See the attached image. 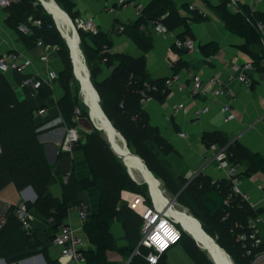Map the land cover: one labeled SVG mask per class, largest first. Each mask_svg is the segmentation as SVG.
Wrapping results in <instances>:
<instances>
[{"label":"trees","instance_id":"obj_1","mask_svg":"<svg viewBox=\"0 0 264 264\" xmlns=\"http://www.w3.org/2000/svg\"><path fill=\"white\" fill-rule=\"evenodd\" d=\"M55 1L72 19L76 17L73 1ZM212 7L225 27L243 39L239 45L240 50L250 57L254 67L264 71V65L261 64L264 54L260 45L262 32L257 27L258 22L264 21V11L253 10L242 2L239 3L237 10H232L228 0H220ZM183 8L187 12L185 15L177 10L173 0H151L148 6L142 8L134 23L125 26L127 35L142 49L143 53L140 56L134 57L128 53L111 54L108 50L112 42L106 33L100 31L92 33L78 28L80 48L91 82L99 94L103 112L124 137L128 149L143 159L147 168L161 181L165 191L176 194L178 200L180 197L184 198L180 203L193 214L201 223L203 230L215 239L235 264H249V259L243 255L236 235L247 229V219L253 214L260 213L259 210H254L248 201L239 198L234 200L232 205L225 206L223 200L228 185L212 183L205 177L198 176L183 188L185 179L170 176L167 169L168 161L161 155L163 152L172 151V147L160 135L157 127L149 124L148 115L142 107V92L161 101L169 89L164 83L168 77L152 79L146 69L144 55L151 47L152 40L141 30V26L151 19L161 18L168 31L175 32L176 39L193 40L195 36L192 23H200L208 16L197 9L189 8V5H184ZM3 10L7 13L6 24L16 31L27 49L35 47L38 40L45 44H58L57 55L61 68L57 71V81L63 89V94L58 98L56 106L63 125L67 128L76 127L80 120L87 118V109H83L79 116L74 112L75 108L79 110L81 100L78 90L74 93L71 89L72 81L75 79L71 72L68 48L51 15L44 11L38 0H17ZM19 25L26 26L28 31H21ZM257 44L260 45V51L253 50V46ZM198 46L205 58L214 55L218 50L215 41L199 43ZM171 48L179 56V60L172 63V73L176 74L181 69L188 68L186 58L188 51L184 47H176L174 43ZM104 67L110 68L111 71L104 79L99 80L98 72ZM145 84L154 85L156 88L147 91L149 88ZM43 90L47 91L48 88L42 83L34 95ZM35 109L37 108L32 107L28 100L18 96L16 88L3 72H0V166L6 169L17 190L27 186L33 189L36 200L33 203L25 201L26 206L31 214L33 212L36 216L39 215L46 225L45 229L34 227L35 220H32L31 230L26 232L11 212L6 224L0 229V258L9 263L23 259L32 250L31 255L42 253L47 264H61L57 258L49 254V246L52 244L57 226L66 222L72 207L81 206L82 191L95 186L98 192V207L95 211L86 210V219L83 223V232L88 244L92 246L83 250L85 264H108L107 252L115 248L114 235L111 231L114 222L124 226L128 244L120 251L129 259L126 264H149L144 257L148 253L147 248L141 246L139 254L133 253L140 238V231L138 234L136 221L131 218L120 197L122 190L140 193L149 205L147 185L137 184L129 177L121 159L113 154L101 132L94 127L90 128L88 133H83L85 135L83 141L80 137L71 146L73 148L74 144H79L84 149L90 176H76L70 173L62 182H56L54 164L49 162L44 145L38 140L37 129L40 123L34 114ZM202 140L207 146L210 144L226 146L229 161L246 165L243 171L245 175H249L253 170L264 169V160L259 153L250 154L240 143L229 142L221 131L205 134ZM68 154L66 150H59L56 156L59 159ZM194 192L196 198L192 196ZM202 207L207 213L218 216L216 219L213 218L215 222H209L203 214ZM190 240L193 241L181 230L179 242L186 245L196 263L213 264L205 254H201L199 247L197 249L191 244ZM188 244L192 249L188 248ZM236 247L238 250L235 253Z\"/></svg>","mask_w":264,"mask_h":264},{"label":"crops","instance_id":"obj_2","mask_svg":"<svg viewBox=\"0 0 264 264\" xmlns=\"http://www.w3.org/2000/svg\"><path fill=\"white\" fill-rule=\"evenodd\" d=\"M71 1L75 5L73 8L76 14L75 18H91L97 30L108 35L112 42V46L108 50L109 53H128L134 57L143 53L142 49L125 31V26L133 24L139 16L136 8L130 5H118L116 0ZM139 1L142 7L148 6L151 2V0ZM173 2L182 15L187 14L183 6L192 5L191 8L197 9L208 18L200 23L193 22L191 25L195 36L193 41L196 49L186 55L189 63L188 68L181 69L176 73L179 78L168 88L169 91L163 100L160 101L153 97L142 103V107L148 115L149 124L157 127L160 135L172 147V151L161 153L164 156L163 159L165 158L168 161L167 169L170 176L175 179L183 177L185 179L183 188L198 176L205 177L210 181L215 180L225 186L227 185L225 172L219 167V161L216 158L218 145L210 144L207 146L202 137L205 134L221 131L229 142L240 143L250 154L259 153L264 160V71L257 69L252 63L251 67H244L246 77L250 80L249 85L235 77L228 78L226 66L230 62H251V59L239 48L243 39L230 32L219 15L213 10L212 6L219 3L220 0H173ZM242 3L248 5L251 3L253 10L264 11V0H243ZM6 16V11L0 8V53L9 52L10 50L22 52L32 56L33 66L38 70L45 72L54 69L57 72L61 68V62L54 46L45 49L43 46L36 44L32 49H27L16 31L6 24ZM141 30L152 40L151 47L144 55L146 69L150 77L159 79L172 76V63L179 60L178 54L171 48L174 43L175 32L169 31L162 34L150 22L142 25ZM262 32L264 34V30ZM209 41L217 42L218 50L214 55L205 58L198 45ZM253 50L260 51V45L253 46ZM44 56L45 59L42 58ZM261 64L264 65V59H262ZM110 71V68L104 67L98 72V79H104ZM3 74L16 88L18 96L28 100L32 107L37 108L34 110V114L39 108L45 109V114H36L40 123L37 129L38 140L44 145V150L45 145L49 147L51 153L65 150L62 143L66 127L62 123V118L56 106L58 98L63 94V89L57 79L49 84L47 82L43 83L48 90H43L38 95L32 96L30 87L21 88L18 86L20 79L18 71L12 69ZM194 74H199L204 82H207L214 74L219 76L222 85L227 90V96L234 112L233 119H224L219 108V102L224 101L225 98L220 97L219 100L213 98L210 87H208L205 94H192L190 86ZM180 103H182V107L175 111V106ZM205 106L208 109L196 116L195 111L201 110ZM81 124L84 126V123L80 120L76 129L79 138L81 137L80 139L83 141L85 135L82 133ZM179 132H184L186 135L181 137ZM66 151L69 153L68 156L59 159L56 156L55 161H49L54 164L56 182H62L64 176L70 173L76 176H90L84 149L81 145L74 144L73 148ZM237 164L239 165L238 173L240 174L239 188L241 192L246 193L248 202L257 206L261 221L257 223L256 228L259 234L264 237V169L253 170L249 175H245L243 171L246 169V165ZM134 174L137 175L136 170H134ZM25 188L17 190L6 169L0 166V205L3 202L16 203L20 200L33 203L36 200L35 192L32 189L33 195L31 191ZM122 194L125 199L131 200L132 205H140L141 197L139 195L125 190ZM163 194H160V199ZM175 196L177 195L175 194ZM132 197H138V200H134ZM80 198L82 199L81 207L83 209L87 211L97 210L98 192L95 186L82 191ZM153 200L155 199L153 198ZM176 206L182 207L178 202ZM79 207H72L66 220V222L76 227L79 226ZM32 215L33 220H35L33 226L45 229L46 225L38 217L39 215L36 216L33 212ZM115 225L116 222L111 226L115 248L107 252L108 264H126L128 259L120 250L127 246V238L121 226ZM193 242L199 247L194 240ZM182 244L183 246L177 242L168 249L161 257L159 264H197L189 254L186 245ZM88 247L92 248L89 244ZM188 248L192 249L190 244H188ZM59 252L60 248L58 246L53 244L49 246L51 257L58 258ZM38 254L42 256L44 262L42 264H47L42 253L33 254L32 262L27 264H36L38 260L34 258ZM21 261L22 259H18L12 263L22 264ZM9 263L6 262V264Z\"/></svg>","mask_w":264,"mask_h":264},{"label":"built area","instance_id":"obj_3","mask_svg":"<svg viewBox=\"0 0 264 264\" xmlns=\"http://www.w3.org/2000/svg\"><path fill=\"white\" fill-rule=\"evenodd\" d=\"M17 0H0V8L5 9L11 3ZM243 0H228L230 9L237 10L239 3ZM118 5L126 6L130 5L136 8L138 13H141L142 5L139 0H116ZM251 7V3H249ZM192 5H189L191 8ZM154 28L162 33H168L167 27L161 22V18L151 19L149 21ZM39 23V22H38ZM74 23L78 28H81L87 32L96 33L98 30L95 23L91 18H74ZM258 29L262 32L264 30V21L257 23ZM19 29L23 32H27L28 28L24 25H19ZM37 45L43 46L45 49L52 48L51 45L43 43L38 40ZM174 44L176 47H184L187 51L193 52L196 49L194 41L190 38H186L184 41L179 39H174ZM260 45L262 53L264 54V34L260 38ZM45 59V56L42 57ZM172 59V57H171ZM250 61H245L243 63H238L236 61L230 62L226 66L228 71V78L231 79L235 77L239 81L250 84L249 78L246 77L244 72V67H251ZM16 70L20 74V79L18 86L23 88L28 86L31 88V94L34 95L38 92L39 87L42 83H51L53 80L57 79V72L54 69L46 70L42 72L38 70L32 63V56L26 55L22 52H16L15 50H10L9 52L0 53V72H6L8 70ZM179 76L173 74L165 79L164 83L167 88L178 80ZM149 90H154L156 87L154 85L145 84ZM208 87L211 89V94L213 98L220 99L224 97V101H220V111L222 112L225 120H231L234 118V112L231 108L229 98L227 96V90L222 85V81L217 74L212 75L207 82L201 79L199 74H194L192 76V84L190 90L192 94H205L208 91ZM141 103H145L153 98L150 94L142 92ZM218 99V100H219ZM182 107V103L175 106V111ZM208 109L205 106L201 110L195 111V115L198 116L200 112H204ZM75 114L77 115L79 110L75 108ZM37 115L45 114L44 108H39L36 110ZM181 137L186 134L184 132H179ZM79 139L76 127L65 128V135L63 138L62 147L65 150H70L74 142ZM216 158L219 161V167L223 169L226 176V181L228 185V190L225 194L223 203L225 206H230L234 203L237 198L248 201L246 193L241 192L240 186V176L238 175L239 166L237 163L229 161L226 154V146L217 148ZM67 176H64V180ZM212 183H216L215 180ZM123 192V191H122ZM121 192V194H122ZM120 194V195H121ZM136 194V193H134ZM121 199L127 201V204L132 209L139 212L141 223H140V238L136 248L133 253H140L139 248L141 246L148 249V253L144 255L145 260L149 264H157L160 258L170 249L173 245L179 242L181 238L182 226L180 223L176 222L172 215L167 214L166 211L162 210L156 204V202L151 197V203L145 204L144 198L141 197L140 205L134 206L131 204V200L125 199L123 194ZM249 203V202H248ZM250 206L256 210L257 206L249 203ZM176 203L174 204V206ZM13 213L15 217L19 220L22 229L29 232L31 230V222L33 220V215L28 210L25 200H20L16 203L3 202L0 205V229L4 227L8 220L10 213ZM78 218L79 226H73L69 222L61 223L57 226L56 232L52 239V244L60 248L58 255V261L61 264H85V258L83 256V250L87 248L88 241L83 232V223L86 219V210L83 207L78 208ZM261 221L260 213L253 214V216L247 219V229L241 231L236 235V240L239 242V246L243 252V255L249 259V264H264V237H262L257 230V223Z\"/></svg>","mask_w":264,"mask_h":264},{"label":"bare ground","instance_id":"obj_4","mask_svg":"<svg viewBox=\"0 0 264 264\" xmlns=\"http://www.w3.org/2000/svg\"><path fill=\"white\" fill-rule=\"evenodd\" d=\"M43 3L46 6V8L50 11V13H52L54 15L58 27L61 29L62 33L64 34L65 39L68 41V43L71 47V50H72L73 56H74L76 72H77V74H78V76L82 82L84 89H85L84 94L86 92L87 100H88V97H90V104H91V109H92V114H91L92 117L91 118H92L94 124L104 126L111 134H113V132L109 128L104 116L101 114L99 108L97 107V105L95 104V102L93 100V97H92L93 91L91 90L90 84L87 81V74H86V70H85L84 65H83L84 61L82 59V56H81V53L79 51L78 46H76V34H75V31L73 30V28L71 27L69 19L66 17V15L60 9H58L55 6V4L52 0H43ZM79 47H80V45H79ZM85 63H86V61H85ZM88 72H89V70H88ZM89 80L91 82L90 73H89ZM91 84L93 85L92 82H91ZM81 103H82V101H81ZM98 103L101 107L100 99H99ZM84 106L87 109V111H86L87 115H88L87 118H89L90 122L92 123V121L89 117V114H88V107L86 105H84ZM101 109H102V107H101ZM101 134L105 138V134L102 131H101ZM121 142L122 141L120 140V137L117 134L114 135L113 147L115 148L116 152H118L121 156H123L125 158V161L128 164L134 166L133 172H134V170H136L138 177L143 178L142 176H144L149 181L151 195L155 199L156 204H158V206L160 208H162V210L166 211L167 214L172 215L176 222L180 223L181 226L185 230L189 231L192 234V236H194V238L196 240V244L206 254L207 257H209L210 259L215 258L216 261L219 262L220 264H229L230 262H229L228 257L225 255V253H223V251L218 246L215 245V243H214V242H216L215 239L212 241L210 238L211 236L209 237L206 235L205 232H203V230L201 229L199 224L194 220L192 214L185 207H177L176 205L174 206L175 203H174L173 199H171L173 206L162 204V202L160 200V194H163V192H164L162 185L160 186L156 180H154L152 177H150L149 173L145 170V168L142 166L140 161L134 155L129 153L123 147ZM130 151H131V149H130ZM131 152L133 153V151H131ZM132 198L134 200H138L137 199L138 197H132ZM170 206H172V207H170ZM232 262H233V260H232Z\"/></svg>","mask_w":264,"mask_h":264},{"label":"water","instance_id":"obj_5","mask_svg":"<svg viewBox=\"0 0 264 264\" xmlns=\"http://www.w3.org/2000/svg\"><path fill=\"white\" fill-rule=\"evenodd\" d=\"M38 1H39L40 4L43 6V8L47 11V13L51 15V17H52V19H53V21H54L55 27L57 28V30H58L60 36H61V37L63 38V40L65 41V44H66V46H67V48H68V54H69L70 62H71V72H72V76H73V78H74L76 81L79 82L78 96H79L80 100L82 101V103L88 107V114H89V117H90V119H91V121H92V126H93L96 130H98V131H100V132L102 131V132L105 134V138H106L105 140L107 141L110 150L113 152L114 155H116L117 157H119V158L121 159L122 163L124 164V166H125V168H126V171H127V174L129 175V177H130L135 183H137V184L145 183V184L147 185L148 195H149L150 197H152V195H151V190H150V184H149V181H148L144 176H142L143 178L138 179V176L135 175L134 172H133V168H134V166L128 164V163L125 161V158H124L123 156H121L118 152H116L115 148L113 147V144H114V143H113V142H114V135L117 134V135L120 137V140L122 141L121 143H122L123 147H124L129 153H131L132 155H134V156L140 161V163L142 164V166H143V167L145 168V170L149 173L150 177H152L154 180H156L157 183L160 185L161 181H160L157 177H155L154 174H153V173L147 168V166L145 165L143 159H142L138 154L132 153V152L128 149L124 137L119 133V131H117V130L115 129V127L112 125V123L110 122V120L107 118V116L104 114L103 110L101 109V107H100V105H99V103H98V101H99V99H100V98H99V94H98L97 90L94 88V86L91 84V82H90V80H89V72H88V67H87V65H86V63H85V57H84V54H83V52H82V49L79 47V45H80V37H79V33H78V27L74 24V21H73V19L70 17V15H69V14H68L63 8H61V6H60L55 0H52V1L54 2L55 6H56L58 9H60V10L66 15V17L69 19L70 24H71V27H72L73 30L75 31V34H76V46H78L79 51H80L81 56H82V59H83V61H84L83 65H84V68H85V70H86L87 81H88V83L90 84V88H91V90L93 91V92H92V94H93V96H92V97H93V100H94L95 104L97 105V107L99 108L101 114L104 116V118H105V120H106V122H107L109 128L112 130L113 134H111V133H110V132H109L104 126L94 124V122H93V120H92V118H91V117H92V116H91V114H92V109H91V104H90V97H88V100H87V98H86V96H87V95H86V92H85V94H84L85 89H84V87H83V85H82V82H81V80H80V78H79L77 72H76L74 56H73V52H72V50H71V47H70L68 41L65 39L64 34L62 33L61 29L58 27L54 15H53L52 13H50V11L46 8V6H45L44 3H43V0H38ZM92 97H91V98H92ZM55 151H56V150H55V148H54V152H55ZM45 154H46V156H47V158H48L49 161H55L57 153H51L50 150H49V147H48L47 145H45ZM25 189H28V190L31 191V193L34 195V193H33V191H32V188H31L30 186H27ZM198 222H199V221H198ZM199 225H200L201 229L203 230V228H202L200 222H199ZM182 231H184L185 233H187V234H188V235H189V236H190V237L196 242L194 236H192V234H191L189 231L185 230L183 227H182ZM203 232H205V231L203 230ZM205 233H206V232H205ZM206 235L210 237L209 234L206 233ZM210 238H211L212 241L214 240L212 237H210ZM214 243H215V245L218 246V247L223 251V253H225V255L228 257L229 262H230V263H229V262H228V263H229V264H235L234 262H232V259L230 258L229 254H228V253H227L222 247H220V246L218 245V243H216V242H214ZM199 248H200V247H199ZM208 258H209V257H208ZM34 259H35V260H36V259H37V260L40 259V260L43 261L42 256H41L40 254H38V256H36ZM128 260H129V259H128ZM128 260H127V261H128ZM209 260H210L213 264H220L219 262L216 261L215 258H213V259H210V258H209ZM28 262H29V263L32 262V256L27 257V258H24V259H22V261H21L22 264H24V263H28ZM0 263H1V264H6V261H5L3 258H0ZM126 263H127V262H126ZM9 264H13V263L11 262V263H9Z\"/></svg>","mask_w":264,"mask_h":264},{"label":"rangeland","instance_id":"obj_6","mask_svg":"<svg viewBox=\"0 0 264 264\" xmlns=\"http://www.w3.org/2000/svg\"><path fill=\"white\" fill-rule=\"evenodd\" d=\"M44 9V8H43ZM44 11H45V9H44ZM45 12H47V11H45ZM73 21H74V19H73ZM54 23V22H53ZM75 24V23H74ZM78 32H79V30H78ZM63 41V40H62ZM64 42V41H63ZM65 43V42H64ZM47 44H49V45H51V46H54V49L57 51L58 50V44H50V43H47ZM66 45V44H65ZM66 48H67V46H66ZM71 89H72V91L74 92V93H77V90H79V82L78 81H72V84H71ZM81 102V101H80ZM83 109L85 110V107H84V104H82V103H79V112H78V116H79V114H81V112L83 111ZM88 117V116H87ZM82 123H84V126L81 124V128L83 129V131H82V133H88L89 131H90V128H92L93 126H92V123L90 122V120H89V118H86V119H84L83 121H82ZM83 126V127H82ZM103 136V135H102ZM118 158V157H117ZM142 187H145V186H142ZM189 189H190V187H189ZM147 191V190H146ZM166 193V194H165ZM165 193L161 196V202H162V204H164V205H172L173 206V204H172V200H170V199H173V201H174V203H179L180 205H182L181 203H180V201H184V198H182V197H180L179 198V200L176 198L177 196H173V194L172 193H170V192H168L167 190L165 191ZM137 195H139L140 197H142V198H144L143 197V195H141L140 193H136ZM147 195H148V193H147ZM192 196H193V198H196V193L194 192V193H192ZM120 197H121V195H120ZM121 201L123 202V203H125V205H126V207L128 208V210H129V213H130V215L132 216L131 218H133L135 221H136V224H137V228H138V234H139V223H140V215H139V212H137L136 210H134V209H132L131 207H129V205L127 204V201L126 200H124V199H121ZM149 201H150V203H151V199H150V197H149ZM155 201V200H154ZM197 202H198V200H197ZM145 204H147L146 202H145ZM198 205L201 207V205H200V203L198 202ZM182 207H185L184 205H182ZM202 210H203V214H204V216L209 220V222H215V220L214 219H216V218H218V216L216 215V216H213L212 214H210V213H207V211L204 209V207H202L201 208ZM213 216V217H212ZM211 217H212V219H211ZM214 218V219H213ZM195 220V219H194ZM196 221V220H195ZM115 226H121V228H122V230H123V233H124V235H125V230H124V226L121 224V223H118V222H116V225ZM136 228V229H137ZM116 231H117V229H116ZM215 237V236H214ZM191 241V244H193V245H195V243L192 241V240H190ZM178 244H180V245H182L183 246V244L181 243V242H178ZM180 245H178V246H180ZM195 247H197L196 245H195ZM197 249H198V247H197ZM237 250H238V248L236 247V251H235V253L237 252ZM201 252V254H204L202 251H200ZM32 254V250L28 253V255L27 256H25V257H23V258H27V257H29V256H32L31 255ZM42 263H44L42 260H40V259H38V261H37V263L36 264H42ZM1 264V263H0ZM25 264H27V263H25Z\"/></svg>","mask_w":264,"mask_h":264},{"label":"clouds","instance_id":"obj_7","mask_svg":"<svg viewBox=\"0 0 264 264\" xmlns=\"http://www.w3.org/2000/svg\"><path fill=\"white\" fill-rule=\"evenodd\" d=\"M124 191V190H123Z\"/></svg>","mask_w":264,"mask_h":264}]
</instances>
